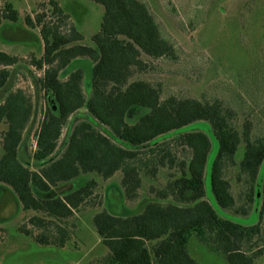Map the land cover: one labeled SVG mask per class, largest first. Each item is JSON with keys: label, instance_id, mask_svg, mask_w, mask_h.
<instances>
[{"label": "trees", "instance_id": "1", "mask_svg": "<svg viewBox=\"0 0 264 264\" xmlns=\"http://www.w3.org/2000/svg\"><path fill=\"white\" fill-rule=\"evenodd\" d=\"M89 1L104 9L92 46L57 0L24 18L27 27L40 30L43 44L42 56L30 58L43 74L38 87L44 105L30 158L22 150L36 102L20 88L0 100V185L25 215L19 232L39 245L65 248L75 234V214L87 208L98 184L90 179L61 188L81 176L108 180L119 173L124 198L133 200L144 177L168 169L171 201H149L129 216L109 208L93 216L108 250L98 261L199 264L189 253L196 237L228 264H257L264 255V135L218 99L163 96L159 86L140 77L147 68L143 57L176 58L143 0ZM248 3L264 7V0ZM19 17L6 2L1 18L15 23ZM20 61L0 50V89L9 67ZM235 83L249 105L259 106L255 90L264 94V63L242 70ZM253 215L255 223L242 222Z\"/></svg>", "mask_w": 264, "mask_h": 264}, {"label": "rangeland", "instance_id": "2", "mask_svg": "<svg viewBox=\"0 0 264 264\" xmlns=\"http://www.w3.org/2000/svg\"><path fill=\"white\" fill-rule=\"evenodd\" d=\"M57 1L71 16L74 27L84 36V44L92 46L91 37L100 29L103 7L89 0ZM143 1L161 25L163 35L173 43L176 58L143 57L147 68L140 77L159 86L163 96L175 95L208 102L218 99L235 108L242 119L250 120L256 135H264L262 90H255L259 106L254 107L245 101L235 83L242 70L259 62L264 63V7H253L252 3H248L251 0ZM6 2L14 5L20 16L19 21L12 23L1 18ZM48 2L0 0V50L21 58L18 65L9 67L11 75L5 87L0 89V100L8 91L20 88L31 94L36 102L37 109L28 129L27 145L22 150L29 158L36 147V133L43 118L44 106L43 93L38 87V79L43 74L31 64L30 58L42 56L43 44L40 30L27 27L24 18L27 14L33 15L39 5L47 9ZM249 5L252 7L247 9ZM81 66L88 71L86 63ZM242 151L240 148L237 154L239 160ZM172 173L163 169L156 178L144 177L133 200L124 198L119 173L108 180L92 174L81 176L66 188H61L72 189L94 179L98 185L89 205L100 204L97 208L87 205L85 210L76 213L75 234L65 248L42 246L20 233L18 229L25 215L15 196L0 185V227L5 229V233L0 232V264H101L98 260L107 255V249L92 225L91 215L109 208L122 216H129L139 213L149 201H171L175 196L167 190ZM231 183L235 186L234 179H231ZM234 190L237 191L235 187ZM256 221L257 215L242 219L246 224ZM189 253L199 264H228L221 253L210 250L196 237L189 241ZM257 264H264V255Z\"/></svg>", "mask_w": 264, "mask_h": 264}, {"label": "crops", "instance_id": "3", "mask_svg": "<svg viewBox=\"0 0 264 264\" xmlns=\"http://www.w3.org/2000/svg\"><path fill=\"white\" fill-rule=\"evenodd\" d=\"M40 40H41V38H40ZM42 42V41H41ZM121 201H122V198L120 199V202H119V204L121 205ZM18 209H19V207H18ZM97 213V212H96ZM96 213H94V214H92L91 215V218H90V220H91V222H92V219H93V216L96 214ZM76 215V214H75ZM77 221V220H76ZM75 221V222H76ZM107 253H108V250H107Z\"/></svg>", "mask_w": 264, "mask_h": 264}]
</instances>
